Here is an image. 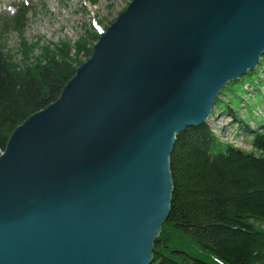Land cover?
Masks as SVG:
<instances>
[{
  "label": "water",
  "instance_id": "obj_1",
  "mask_svg": "<svg viewBox=\"0 0 264 264\" xmlns=\"http://www.w3.org/2000/svg\"><path fill=\"white\" fill-rule=\"evenodd\" d=\"M263 53L264 0H131L0 151V264H152L176 135Z\"/></svg>",
  "mask_w": 264,
  "mask_h": 264
},
{
  "label": "trees",
  "instance_id": "obj_2",
  "mask_svg": "<svg viewBox=\"0 0 264 264\" xmlns=\"http://www.w3.org/2000/svg\"><path fill=\"white\" fill-rule=\"evenodd\" d=\"M29 11L21 2L9 19H0V33L11 28L19 34L21 57L15 61L0 38V151L19 124L58 98L99 36L85 28L72 44L28 43L21 35ZM251 74L258 79L248 85L243 79ZM245 76L220 91L210 117L218 112L236 121V133L249 137L247 149L223 141L207 123L176 135L170 213L154 242L152 264H264V116L256 110L247 120L231 105L247 102L236 90L247 93L249 86L264 112V53Z\"/></svg>",
  "mask_w": 264,
  "mask_h": 264
},
{
  "label": "rangeland",
  "instance_id": "obj_3",
  "mask_svg": "<svg viewBox=\"0 0 264 264\" xmlns=\"http://www.w3.org/2000/svg\"><path fill=\"white\" fill-rule=\"evenodd\" d=\"M131 0H0V19L10 18L14 14V8L19 3H27L30 11L26 15V22L22 32V37L28 42H39V45H46L48 42L57 43L59 41H68L71 44L76 41L84 32L85 28L101 33L109 26L119 15ZM1 24V23H0ZM2 27V26H1ZM1 42L15 61L20 62L21 57L18 52L20 36L16 30L8 28L1 31ZM38 53L36 49L34 55ZM257 75L251 74L244 77L248 85L257 82ZM262 87H264V77L262 78ZM236 86H233L234 88ZM247 93L240 89L236 90L237 97L247 100L246 103L231 105L238 109L240 107V117L250 119L256 114L263 115L264 112L258 111L261 108V102L254 97L253 88L245 86ZM264 92V88L262 89ZM255 94V93H254ZM253 96V97H252ZM222 98V97H221ZM241 105V106H240ZM242 112V113H241ZM207 125L213 133L223 141H230L235 146L247 149L249 137H245L242 142V135L236 132V121L223 113L216 112L209 117ZM251 125V124H250ZM229 142V143H230Z\"/></svg>",
  "mask_w": 264,
  "mask_h": 264
},
{
  "label": "bare ground",
  "instance_id": "obj_4",
  "mask_svg": "<svg viewBox=\"0 0 264 264\" xmlns=\"http://www.w3.org/2000/svg\"><path fill=\"white\" fill-rule=\"evenodd\" d=\"M228 142H230V141H228ZM231 143V142H230Z\"/></svg>",
  "mask_w": 264,
  "mask_h": 264
}]
</instances>
